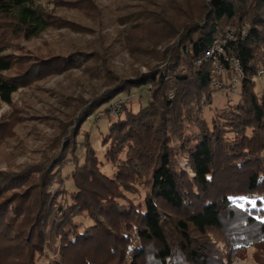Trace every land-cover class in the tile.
Wrapping results in <instances>:
<instances>
[{
    "label": "trees",
    "instance_id": "trees-1",
    "mask_svg": "<svg viewBox=\"0 0 264 264\" xmlns=\"http://www.w3.org/2000/svg\"><path fill=\"white\" fill-rule=\"evenodd\" d=\"M244 1L210 0L201 21L168 51L167 65L136 77L145 103L123 110L102 153L83 133V151L71 139L51 169L36 170L27 237L16 228L28 212L0 189V264H231L263 246L264 92L252 78L264 71V0H254L251 17ZM34 2L0 0V38L13 31L29 40L49 27ZM228 27L236 29L232 39ZM220 39L219 62L232 75L226 58L237 60L241 78L236 101L206 116L204 104L218 92L206 53ZM8 49L0 41V101L10 105L20 80L4 76L14 64ZM215 231L224 234L220 242L210 239Z\"/></svg>",
    "mask_w": 264,
    "mask_h": 264
},
{
    "label": "rangeland",
    "instance_id": "rangeland-1",
    "mask_svg": "<svg viewBox=\"0 0 264 264\" xmlns=\"http://www.w3.org/2000/svg\"><path fill=\"white\" fill-rule=\"evenodd\" d=\"M242 5L251 17L254 0ZM34 6L48 17L49 27L44 32L29 40L24 33L13 31L0 38L9 47L5 54L14 61L4 76L20 80L11 104L0 101V189L8 191L4 196L14 195L28 212L25 218L21 215L16 228L24 237L28 236V216L37 197L32 193L37 187L36 170L51 169L58 154L68 152L71 139L75 148L83 151V133L89 134L90 146L102 153L108 128L124 111L136 112L145 103L146 91H140L143 79L136 77L157 65H167L168 51L180 45L187 26L201 21L210 10V0H35ZM147 20H152L148 27ZM154 22L160 23V28H150ZM227 29L233 34L236 30ZM231 66L234 74L228 75L223 67L221 77L212 67L214 83L222 87L212 86L218 92L204 104L206 116L236 101L238 89L230 91V86L239 77ZM252 82L256 92H264V71L259 69ZM186 164L179 161L184 171H188ZM103 172L113 175L110 166ZM54 189V185L49 187L50 192ZM163 213L171 215L166 209ZM212 238L220 242L224 234L215 231ZM213 245L223 248L222 243ZM231 264H264V244L247 249Z\"/></svg>",
    "mask_w": 264,
    "mask_h": 264
},
{
    "label": "built area",
    "instance_id": "built-area-1",
    "mask_svg": "<svg viewBox=\"0 0 264 264\" xmlns=\"http://www.w3.org/2000/svg\"><path fill=\"white\" fill-rule=\"evenodd\" d=\"M230 30L231 29H228V31H227L228 38H231V36L233 34V31H230ZM243 32L244 31L242 30V33ZM225 42H226L225 39H222V40L220 39V40L215 41L213 44V47L210 49V51H208L206 53V57L211 60L214 72L218 75V77H221V75L223 73V66L219 62V57H221L222 55L225 56L224 48H223ZM226 61L230 62V64L233 65L238 77L241 78V71H240L237 60L228 57V58H226ZM197 64H200V62H197ZM260 73L262 74V71ZM236 80H234L231 83L232 89L230 88V91L237 90ZM211 82H212V86L217 87V89H220L222 87V86H217L218 84L214 83L215 82L214 77L212 78Z\"/></svg>",
    "mask_w": 264,
    "mask_h": 264
}]
</instances>
